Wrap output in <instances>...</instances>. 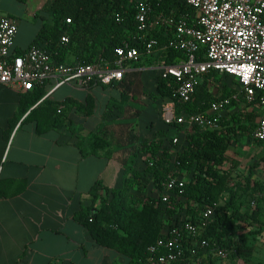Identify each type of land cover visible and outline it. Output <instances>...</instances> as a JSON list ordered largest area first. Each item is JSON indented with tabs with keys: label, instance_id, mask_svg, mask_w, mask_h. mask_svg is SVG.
<instances>
[{
	"label": "trees",
	"instance_id": "trees-1",
	"mask_svg": "<svg viewBox=\"0 0 264 264\" xmlns=\"http://www.w3.org/2000/svg\"><path fill=\"white\" fill-rule=\"evenodd\" d=\"M147 1L152 12L163 10L185 18L193 12V8L182 0ZM137 3L133 0H47L44 9L51 13L53 24L44 25L32 44L50 50L57 61L64 63H67L69 54L75 58V63L71 64L111 59L114 48L123 42L140 44L135 19ZM66 18H70V22H66ZM64 34L68 40L61 43L60 38ZM148 36L164 40L156 31H150ZM185 55L184 51L173 49L160 53L165 63L183 59ZM144 57L147 64L155 62L152 56ZM203 58V48H200L198 59ZM138 63L133 66H139ZM137 72L127 70L121 80L110 84L119 90L120 99L112 97L108 100L105 113L108 118L114 119L123 113L130 99L136 96ZM217 74L213 71L207 73L195 89L194 100L180 103L173 93L176 86L174 77H162L159 73L155 83L156 92L150 96L172 99L175 114L181 111L205 112L213 98L207 84L214 78L231 77H217ZM236 88L224 84L220 96H228ZM36 92L24 103L21 112L44 93L42 89ZM88 103L90 105L85 110L89 114L90 97ZM240 104L233 100L229 103L228 108L233 110L222 117L217 129H200L196 126L186 129L181 144L171 139L173 146L168 145L164 140L166 131L163 130L157 131L155 137L143 140L139 149L143 153L144 168L138 170L132 166L136 157H131L129 161H124V170L128 175L123 176L120 186L108 188L97 179L88 191L89 204L79 207L73 213V219L88 230L96 243L125 256V264H144L148 247L166 235L165 230L177 221L179 213H183L187 220L198 226L200 238L209 241L210 245L204 250L199 248L194 259H191L193 246L190 238L186 237L185 252L177 264L185 261L189 264H235L239 258L251 263L257 245L260 244L264 249V181L255 177L257 162H252L245 174L237 171L233 174L238 163L228 156V148L239 136L251 134L257 116L256 104L245 103V107H240ZM131 114L132 120L129 123L120 124H125L123 128H128L129 135L135 139L133 125L137 124L140 111ZM117 120L119 122V118ZM176 126L180 127L179 124ZM124 138L126 136L122 134L119 139ZM90 146L92 152L102 148L107 150V156H111L112 144L104 136H93ZM169 174L188 175V182L178 198L169 197L167 202H162L160 196H152L137 204L132 190H141L143 177H151L161 193L163 181ZM218 200L221 202L218 203ZM214 203L213 217L209 223L204 224L202 211ZM164 216L168 217L166 229ZM217 247L227 249V255H218Z\"/></svg>",
	"mask_w": 264,
	"mask_h": 264
},
{
	"label": "crops",
	"instance_id": "crops-1",
	"mask_svg": "<svg viewBox=\"0 0 264 264\" xmlns=\"http://www.w3.org/2000/svg\"><path fill=\"white\" fill-rule=\"evenodd\" d=\"M44 1L0 0V16L17 21L15 53L29 47L44 25L53 24L51 13L44 9ZM144 59L141 56L136 62H128L125 71L144 73L143 69L152 68L159 75L155 62H146L148 67L133 66ZM74 60L73 55H67V63H75ZM221 75L218 73L217 77ZM214 83L215 78L207 84L208 89ZM52 85V80H48L32 90L20 91L0 84V264H125V256L96 243L72 215L79 207L89 204L88 191L97 179L108 188L121 185L123 176L128 175L124 161L140 154L143 140L139 139V131L153 127L152 123L144 122L143 128L146 111H141L138 124L133 125L134 139L128 128L118 127L117 119L108 118L105 114L108 100L120 99L115 86L95 83L80 86L69 82L52 89ZM38 89L44 91L43 95L21 112L24 103ZM221 92L222 89L212 100L222 97ZM88 97L91 98L89 114L85 110ZM168 108L174 112L173 102L172 106H165L164 112ZM232 110L227 108L226 113ZM91 117L93 122L87 124ZM165 125V130L157 126V131H166L164 140L176 138V143L181 144L189 127ZM122 134L126 139H119ZM95 135L111 142V156L102 148L92 152L90 141ZM249 140L258 143L248 148L255 152L253 162L258 161L262 169L263 157H259L264 145L254 141L251 134ZM237 143L233 140L227 151L235 161L230 148ZM257 246L251 263L239 258L235 264H264V249Z\"/></svg>",
	"mask_w": 264,
	"mask_h": 264
},
{
	"label": "built area",
	"instance_id": "built-area-1",
	"mask_svg": "<svg viewBox=\"0 0 264 264\" xmlns=\"http://www.w3.org/2000/svg\"><path fill=\"white\" fill-rule=\"evenodd\" d=\"M182 2L193 8L189 17L176 16L163 10L152 12L147 0L139 1L135 19L140 44L123 42L114 48L111 59L88 64L57 61L50 50L37 44H31L19 54L15 53L17 21L6 15L0 16V84L20 91L32 90L48 80L53 82L52 89L69 82L80 86L92 83L110 85L122 79L128 62H136L141 56H152L162 77H174L176 86L173 93L180 103L194 99L200 80L211 71L231 76L238 84L230 95L211 100L205 112L181 111L175 114L172 108L166 109V124L217 129L232 100L254 103L258 116L251 138L264 143V0ZM66 22H70V18H66ZM152 30L164 40L148 36ZM67 40L65 34L60 38L61 43ZM200 48H203V59H198ZM169 49L184 51L185 58L165 63L160 53ZM173 141L177 142V139L173 138ZM262 164L264 171V162ZM187 182L186 177L169 174L163 181L161 201L167 202L169 197L178 198ZM214 206L216 203L202 211L204 224L211 221ZM165 234L148 247L144 264H177L183 258L186 237L190 238L193 246L191 259H194L199 248L204 250L210 245L209 241L200 238L198 226L184 215L177 217ZM216 253L225 257L227 249L217 247ZM182 264L189 263L185 261Z\"/></svg>",
	"mask_w": 264,
	"mask_h": 264
},
{
	"label": "rangeland",
	"instance_id": "rangeland-1",
	"mask_svg": "<svg viewBox=\"0 0 264 264\" xmlns=\"http://www.w3.org/2000/svg\"><path fill=\"white\" fill-rule=\"evenodd\" d=\"M30 1L33 3V0H30ZM46 2L47 0L44 1V4ZM138 65L147 66L144 60L140 61ZM143 70H144L143 71L144 73H142V71L141 72L138 71L139 72L138 74L140 75H136L135 77V83L138 85L136 96L130 99L129 103H127V105L124 108V112L120 113L119 116L115 117V119L119 118V122L117 125L118 127L122 128L124 127L125 124L121 125L120 123H129L132 120L131 113H133V111H140V112L143 110L146 111L145 118L142 121V126L144 128V122H148V123L151 122L152 123L151 126L153 127H149V129L144 128L141 131H139L140 140H145V139H150V138L155 137L157 134L156 133L157 128H158L157 126H160V129H164V130L166 129V125L164 122V114H163L164 108L165 106H172V102H173L172 99H170L169 97L150 96V94H154L156 92L155 83L157 81L158 72L152 68H146ZM224 84L231 85V86L232 85L234 86L235 84V87L238 86L236 81L233 78H229L226 76L215 78L214 85H211L209 87L210 93L212 94V96L217 95L218 92L221 91L222 86ZM245 106H246L245 103L240 104V107H245ZM137 121H138V118H137ZM92 122H93V118L92 117L88 118L87 124H91ZM137 124H135V126ZM236 140L238 141V143L234 147H231L230 151L231 153H234L236 156V160L238 163L236 170L239 171L240 174H245L246 172H248V167L251 165V163L255 161L254 159L255 152L250 151L251 148H248V146L254 147L255 144H258V143L254 144L253 141H251L252 143H249L250 142L249 135H241ZM166 142L168 145L173 146L171 140L166 139ZM263 153H264V150L262 152V155H260L259 157L260 159H262L261 157H263ZM142 158H143V154L140 152V154L134 160V167L138 170H142L144 168V162ZM263 162L264 160H262L261 163ZM169 165L170 167L172 166L171 163ZM177 176L188 178V175L186 174L177 175ZM255 177L264 181V171L261 169L259 162L257 164V167H255ZM120 184H122V181H120ZM141 184H142L141 190L139 191H136L135 189L132 190V193L134 195L133 198L137 200L138 202L137 204H139L141 200L145 198L152 197V196L158 197L161 195L159 189H157L154 186L153 179L151 177H148V176H145V178L143 177L141 180ZM219 201L221 202V200H218L217 202L219 203ZM183 215H184L183 213H179L178 217H181ZM163 218L165 220L164 229H166V226H167L166 222H167L168 217L164 216ZM253 241L256 242L255 239ZM252 260H254V257H252Z\"/></svg>",
	"mask_w": 264,
	"mask_h": 264
}]
</instances>
